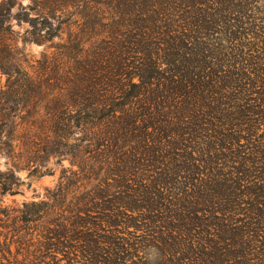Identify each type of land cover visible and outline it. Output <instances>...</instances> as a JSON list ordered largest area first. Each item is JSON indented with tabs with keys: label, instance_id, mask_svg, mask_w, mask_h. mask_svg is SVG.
<instances>
[{
	"label": "trees",
	"instance_id": "obj_1",
	"mask_svg": "<svg viewBox=\"0 0 264 264\" xmlns=\"http://www.w3.org/2000/svg\"><path fill=\"white\" fill-rule=\"evenodd\" d=\"M31 1L0 3V153L26 115L58 150L83 132L80 162L132 213H26L52 216L43 260L7 264H264V0ZM13 17L59 39L41 70Z\"/></svg>",
	"mask_w": 264,
	"mask_h": 264
},
{
	"label": "rangeland",
	"instance_id": "obj_2",
	"mask_svg": "<svg viewBox=\"0 0 264 264\" xmlns=\"http://www.w3.org/2000/svg\"><path fill=\"white\" fill-rule=\"evenodd\" d=\"M19 2L21 5L13 7V14L21 11L29 12L30 18L37 16L36 11L32 10L34 4L31 0ZM11 22L14 30L12 36L22 49L23 57L29 65L41 70L45 54L52 55L56 51L59 39L36 42L30 21L19 22L13 17ZM77 25L73 27V32L70 31L71 34L82 28L81 23ZM64 27L63 35L67 38L69 28ZM46 31L44 28L42 33ZM5 82L6 76L0 73V90ZM45 119V115L38 119L28 115L19 119L18 145L0 153V257L5 264L8 263L6 259L14 255L19 259H42L38 242L45 241L42 225L48 226L53 222L52 216H46V223L43 224L39 221L27 222L29 214L27 216L26 213H79L84 207L92 211L82 213H132L121 207L117 202L120 198L109 195L111 192L107 188L110 187L101 181L103 170L97 176L96 172H92V176L88 167L80 162L82 158L94 155L88 153L89 149L85 147L83 132H70L58 150L46 144ZM102 192L109 196L102 197ZM5 243H8L11 253L7 251ZM3 246L5 249H2Z\"/></svg>",
	"mask_w": 264,
	"mask_h": 264
}]
</instances>
